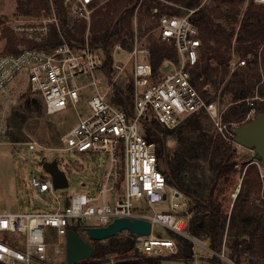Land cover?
I'll return each mask as SVG.
<instances>
[{"label":"built area","instance_id":"obj_1","mask_svg":"<svg viewBox=\"0 0 264 264\" xmlns=\"http://www.w3.org/2000/svg\"><path fill=\"white\" fill-rule=\"evenodd\" d=\"M264 3V0H254ZM93 0H63L67 13L89 21ZM156 18V8H152ZM195 9H186L178 15L157 14V37L169 42L175 49L176 59L165 58L156 72L149 61V49L138 48L136 38L130 50L119 44L113 47L111 66L122 69L116 61V53L123 51L130 57L142 55L133 61L130 85L133 115L126 112L107 97L113 86L107 81L105 90L98 87L96 71L101 69L104 54L101 47L90 46L88 39L81 46H73L65 39L52 47L34 46L18 52L0 54V97L18 82L38 94L45 112L52 114L66 108L70 102L80 101L79 91L86 85L93 86L94 93L87 98L89 113L80 117L60 137L61 150L85 154H104L107 166L95 187L78 191L60 198L54 188L51 174L32 176L31 184L39 193H49L51 206L43 210L0 211V263L1 264H60L64 263L65 235L74 227L87 238L86 226L106 225L118 216L145 218L150 221L148 235H131L134 246L146 256L175 254L178 246L174 237L156 236L152 232L158 223L177 234L191 239L194 257L188 264H198L195 244L227 264H255L240 255L235 261L225 253L212 250L209 243L188 233V199L185 193L166 182L157 156V146L144 136L143 123L152 118L166 128L180 125L186 118L200 112L207 113L224 139L233 141L231 128L247 123L257 114L253 100L245 98L250 106L243 119L223 123L217 104L209 96L210 84L198 87L194 79L196 66L201 57L202 38L198 26L192 21ZM35 39L45 35L48 24L30 27ZM250 55L242 57L232 52L227 60L230 74L245 66ZM171 66V70H166ZM87 77L89 81L82 82ZM199 76L197 81H202ZM112 97V95H111ZM2 126L0 124V130ZM28 149L39 150L35 140L27 142ZM163 206L160 210L156 207ZM111 256V255H110ZM107 264H120L110 258ZM192 258V257H191ZM190 258V259H191Z\"/></svg>","mask_w":264,"mask_h":264},{"label":"rangeland","instance_id":"obj_2","mask_svg":"<svg viewBox=\"0 0 264 264\" xmlns=\"http://www.w3.org/2000/svg\"><path fill=\"white\" fill-rule=\"evenodd\" d=\"M20 1L21 4L18 5L17 0H0V54L8 52L9 50L6 48L9 46H15L19 49L28 48L29 46L26 45L28 40L32 41L35 44L34 46L46 47L43 45V41L49 36L50 25L54 24L57 29H59V20L56 18V15L58 17V12L56 8L53 9L51 1L48 2V7L40 6L39 10L34 6L33 1ZM230 1L231 0H201L200 5L205 6L207 3H211L212 6L217 5V10L219 11L218 21L229 26H235V30L237 31L240 29L239 26L243 16L246 15L250 5L253 7L251 3L258 5L264 4L256 3L254 0H244L241 5L237 6L238 10H236V14L234 15V22L231 23L228 20V14L231 10ZM139 4L135 8L133 15L134 36L138 48L147 47L149 49V46H147L149 39L158 38L157 30L155 29L157 21L155 17H148L143 6ZM170 5L177 7V5L173 3ZM23 9L28 11V13L23 12ZM182 9L186 11L185 8ZM65 12L68 25L71 27L72 20L78 21L79 19L71 17L66 10ZM41 21L48 24V31L45 35L40 36V39H35L34 37L39 34L29 29L30 27L40 26ZM87 23H89V21H87ZM65 35L66 34L59 29L60 38L66 40L67 38ZM76 36L79 37V35ZM10 37L11 42L9 45H6L7 39L9 40ZM83 38L84 42L86 38L89 39L88 28L85 30ZM72 43H74L73 46H80V44H78L79 42H76L75 39L72 40ZM247 43L249 42H239V51L236 53L241 56L243 48L246 45L247 49H250ZM232 44L234 48L235 46L237 47V43L232 42ZM263 45L264 43H260L258 46L255 45L253 47L255 48L254 50H250V52L243 56L247 57V55H250L249 59L252 60L258 57L257 69L251 68L255 63H252L248 59L244 67L236 70L240 72L248 69L249 74H247V76H249L250 79H252L251 74L254 72L257 73L255 76H259L260 81L256 83L253 91L247 96L252 97L257 95L263 99L253 100V107L255 108L256 114H259V111L264 109V95L260 94L259 90L264 83V67L260 61V50ZM113 47L111 48V56ZM221 51L226 58L225 63L227 67V60L231 58V55H229V51L225 46L221 47ZM140 58H143V56L137 55L136 57H130L126 52L120 51L116 53L115 59L122 65V69L112 67L110 62V71L104 64L101 69L96 71L99 88L105 90L107 81L113 82V86L107 93V97H113L115 86L124 89L126 84L130 83L133 61ZM166 68V70L172 69L171 66ZM229 76H231V74L227 72L225 78H229ZM81 80L86 83L89 81V78L83 77ZM224 83L223 81L218 87L210 85L209 91L211 94H209V96L216 102L221 112L223 123L238 122L235 119L228 122L223 120V113L229 109L231 104V93L223 91ZM93 93V86H84L79 91L80 101L78 103L72 105L68 102L65 109L52 114H47L45 112L42 99L38 94L31 92L18 81L9 88L7 93L0 97V124L2 126L0 130V211L9 208L11 211L24 212L43 210L45 207L51 206L53 203L51 195L46 192H37L31 184L32 176L40 177L50 174V171L43 166L47 161L50 162L55 160L57 162V168L64 172L67 177L68 185L55 190L60 198L96 186L101 179L102 172L107 166L106 156L104 154L90 155L59 149L62 146L60 139L62 134L76 123L80 117L89 113L86 100ZM188 118L189 123L185 125V127L188 125L189 127L181 130L183 134L189 137L195 146L187 153L188 159L186 169L189 181L185 187L188 188L192 196L201 200H206L208 189L214 175L216 160L209 150L203 149V144L200 141L203 139V134L206 135L208 132H211L213 135L219 133L222 136V134L207 113L200 112L195 120L190 118V116ZM177 134L178 132H174L163 136L165 151L168 156L172 155L173 151L179 146L180 140L177 139ZM222 138L224 139L223 136ZM29 140L37 141L41 148L39 150L28 149L27 142ZM224 140L228 141L226 139ZM232 143V147L235 149L234 160L236 162V171L233 172L229 176L228 181L224 183V190L220 198L223 204L227 205L226 209L229 212L239 184L244 177L246 167L249 165V173L245 175V177H247L246 181L248 186V193L245 194L246 201L251 203L252 206L259 207L261 211H264V170L259 155L253 149L246 148L234 141H232ZM255 166L258 168L259 178H257ZM186 198L190 200L188 196H186ZM160 208H163V206L156 207L157 210H160ZM191 215L190 213L189 216ZM263 219L264 215L259 220L260 225H263ZM168 231L166 227L158 223L154 224L152 227V232L156 236L166 237L168 236ZM122 232L124 233V231ZM199 239L208 242L206 238L202 237ZM101 241L105 242V240ZM223 241L225 242V238ZM238 241L239 247L241 248V255H245L248 260L255 264H264L263 247L257 244L252 247L249 235L239 237ZM229 242L230 246H233L234 239L232 238ZM224 246L226 255L230 256L231 249L227 245ZM135 251L139 252L134 246V250L127 252L125 255L112 254L110 258L117 263L127 264L130 259L129 256L133 255ZM195 251L198 264H227L221 260L215 263L212 259V254L209 251L207 252L204 248L197 247L196 244ZM168 254L169 253H165L162 254V256L167 257ZM193 256L188 263L193 260ZM63 259H65V254ZM176 261H179V264H184L186 262V260L181 259L165 258L161 263L174 264ZM60 264L67 263L64 262Z\"/></svg>","mask_w":264,"mask_h":264},{"label":"trees","instance_id":"obj_3","mask_svg":"<svg viewBox=\"0 0 264 264\" xmlns=\"http://www.w3.org/2000/svg\"><path fill=\"white\" fill-rule=\"evenodd\" d=\"M31 1H33L37 10L40 9V6L48 7V2L51 1L53 9L56 8L58 12V17L56 15L59 20L58 28L66 34V40L71 45L74 44L72 40L75 39L81 46L84 43L85 30L88 28V42L92 47L99 46L102 48L104 54L103 64L108 67L109 71V63L112 58L111 48L115 44H119L122 48L130 50L134 46L133 15L139 2L148 17L152 16V8L157 10L156 18L157 14L178 15L184 13L185 11L182 8L195 9L191 19L199 28L203 44L201 57L194 73L196 84L201 87L205 83H209L218 87L220 83L225 82L223 91L231 93V104L229 109L223 113L224 121L228 122L233 119L240 121L247 113L249 106L246 104L245 98L253 91L256 83L260 81L259 76H255L257 73L254 72L251 74L252 79H250L247 76L249 74L248 69H245L240 72L235 71L229 78H225L228 69L221 47L225 46L229 51V55H231L233 51H239V42H249L247 44L250 49H247V45L244 46L241 53L243 57L250 50H254L255 48L253 47L255 45L258 46L260 43H264V4L251 3L253 7L250 5L246 15L243 16L239 26L240 29L236 31L235 26H229L218 21L219 11L217 10V5L212 6L211 3H207L205 6L200 5L201 0H93L92 6L94 8L89 23L84 19H79L78 21L73 19L71 27L68 25L63 0H29V2ZM17 2L18 5L21 4L20 0H17ZM243 2L244 0H231L229 2L231 10L228 14V20L231 23L234 22L233 15L238 10L237 6ZM169 3L176 4L177 7ZM23 12L28 13L24 9ZM59 29L54 24L50 25L49 36L43 41V45L52 47L60 43ZM76 35H79V37ZM10 40L11 37L9 40L7 39L6 45L10 44ZM232 42L237 43V47L235 46L234 48ZM26 45L33 47L35 44L28 40ZM232 45L233 48L231 49ZM147 46H149L150 50L149 61L154 72L157 71L163 59H176L175 49L169 42L153 38L149 39ZM6 49L9 50L8 52H18L20 50L15 46H9ZM257 61L258 57L251 61L255 63L251 68H258ZM260 61L264 67V45L260 50ZM199 76L203 77L202 81H197ZM259 90L260 94L264 95V83ZM112 101L121 107L128 117H132L133 102L130 83H127L124 89L115 86ZM262 112H264V109L260 110L259 114ZM198 114H194L190 118L195 120ZM188 123L189 118L174 128H166L152 118L149 122L143 123V132L147 140L156 143L157 156L165 174L166 182L176 186L190 198L187 208L188 213L192 214L188 218L189 235L196 238H206L210 248L216 252L221 251L223 244L227 245L231 249L230 257L235 261H238L241 255L238 238L243 235L250 236L252 247L257 244L264 249V219L263 225H260L259 221L263 217L264 211L246 201L245 194L248 193V186L245 175L249 173V165L246 167L244 177L239 184L229 212L226 209L227 205H224L220 198L224 190V183L236 171L235 149L232 147V141H225L219 133L215 135L211 132L206 133V135L203 134V139L200 141L203 144V149L209 150L216 160L215 171L206 200L192 196L188 188L185 187L189 181L186 169L187 153L195 146L189 137L182 133V130L189 127V125L185 127ZM174 132H178L179 146L173 151L172 155L168 156L165 151L163 136ZM254 168L257 178H259L258 168L256 166ZM74 229L76 228L74 227ZM168 234L176 240L178 251L175 254H168L167 257L162 255L146 256L135 251L133 255L129 256L130 259L127 264H162L161 262L165 258L186 260L185 264H188L193 254L191 239L171 230L168 231ZM224 238L225 242L223 241ZM232 238L234 243L233 246H230L229 241ZM91 244L94 247L91 257L73 264H107L108 256L112 254L125 255L127 252L134 250V240L129 234L122 231L105 239V242L94 240ZM212 259L215 263L220 261L216 254H212Z\"/></svg>","mask_w":264,"mask_h":264},{"label":"water","instance_id":"obj_4","mask_svg":"<svg viewBox=\"0 0 264 264\" xmlns=\"http://www.w3.org/2000/svg\"><path fill=\"white\" fill-rule=\"evenodd\" d=\"M231 132L234 135L233 141L235 143L253 149L259 155L264 170V112L257 114L247 123L232 127ZM43 166L50 171L54 188H62L68 185L65 173L57 168L55 160L47 161ZM150 229L151 224L148 219L127 216L115 217L106 225L86 226L87 238L81 236L76 230L69 228L65 235V262L73 264L85 258H90L94 249L91 242L94 240H105L124 230L131 235H148Z\"/></svg>","mask_w":264,"mask_h":264},{"label":"crops","instance_id":"obj_5","mask_svg":"<svg viewBox=\"0 0 264 264\" xmlns=\"http://www.w3.org/2000/svg\"><path fill=\"white\" fill-rule=\"evenodd\" d=\"M250 61H252V59H249ZM242 67H244V66H242ZM239 68H241V67H238L237 69H239ZM236 69V70H237ZM229 73V72H228ZM230 74V73H229ZM258 94V93H257ZM174 264H179V261H176ZM185 264V263H184ZM187 264V263H186Z\"/></svg>","mask_w":264,"mask_h":264}]
</instances>
